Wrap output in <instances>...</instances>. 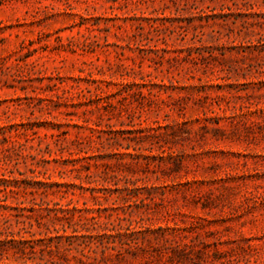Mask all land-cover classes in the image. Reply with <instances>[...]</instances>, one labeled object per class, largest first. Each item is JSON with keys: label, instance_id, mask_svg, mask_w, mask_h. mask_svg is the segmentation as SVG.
I'll return each mask as SVG.
<instances>
[{"label": "rangeland", "instance_id": "1", "mask_svg": "<svg viewBox=\"0 0 264 264\" xmlns=\"http://www.w3.org/2000/svg\"><path fill=\"white\" fill-rule=\"evenodd\" d=\"M0 264H264V0H0Z\"/></svg>", "mask_w": 264, "mask_h": 264}, {"label": "trees", "instance_id": "2", "mask_svg": "<svg viewBox=\"0 0 264 264\" xmlns=\"http://www.w3.org/2000/svg\"><path fill=\"white\" fill-rule=\"evenodd\" d=\"M127 198H123L126 201ZM6 207V206H2ZM7 208V207H6ZM58 220H65L66 225L63 226V230L67 231V229L72 230V234L69 236H57L60 241L57 244H50L48 248L51 252H53V248L60 252L62 249L67 252L77 251L80 252L83 256L88 259L92 258V254L95 253L92 249V245L94 244H101L105 245L104 240L110 239L114 237L111 231H115L116 227L112 225L111 222H102L100 213L103 210L98 211H91L88 209H79L78 207H73L72 209H65L60 207L58 209L53 210ZM107 211V210H106ZM92 213L93 215L87 217L84 213ZM96 213V214H94ZM112 216L108 215L106 218L110 219ZM118 220L120 222L119 227L121 230H124L127 238L131 237V221L128 220L126 217H122L118 215ZM125 221H129L127 226H124L123 223ZM165 232L162 228L160 229ZM118 231V230H116ZM130 232V233H128ZM119 235H123L120 231H118ZM164 239H167L165 234ZM62 238H65L66 243L65 245L62 244ZM54 239V238H53ZM53 239L51 238L50 241L52 242ZM131 240V239H130ZM14 241V240H12ZM29 241H20V244H27ZM128 245V250L131 249V241L126 243ZM30 249L33 253H35L36 249L34 246H31ZM108 257L104 254L102 256V261L106 262Z\"/></svg>", "mask_w": 264, "mask_h": 264}]
</instances>
